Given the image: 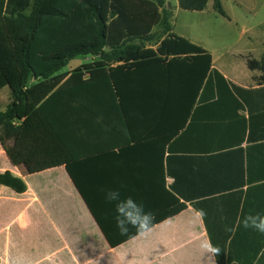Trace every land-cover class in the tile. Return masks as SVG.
<instances>
[{
	"label": "crops",
	"instance_id": "obj_1",
	"mask_svg": "<svg viewBox=\"0 0 264 264\" xmlns=\"http://www.w3.org/2000/svg\"><path fill=\"white\" fill-rule=\"evenodd\" d=\"M223 9L226 16H221L241 31L231 52L234 61H218L206 46L196 45L212 55L226 87L213 73L194 99L179 88H132L126 100L132 110L166 107L163 128L184 127L176 137H129L109 127L102 128L103 135H70L63 147L68 164L31 173L12 163L7 148L14 141L0 130V174L9 172L25 184L23 192L0 184V264H210L199 246L206 238L220 249L211 264H264V233L242 225L249 213L264 215V178L250 182L249 160L242 172L236 152L242 149L246 157L253 148L250 175L264 177V117L256 132L262 137L251 140L247 110L264 108V58L253 54L255 46L264 53V21L254 37L250 26ZM87 101L85 107H114ZM10 102L11 91L4 111ZM134 116L138 132L139 114ZM75 118L68 115L66 131L74 132ZM155 124H146L148 131ZM226 151L228 157H215ZM229 183L234 185L226 192L219 190ZM173 184L182 192L175 197L185 205L174 216ZM108 190H119L121 199L131 196L152 211V230L138 235L130 228L121 235L113 219L115 203L105 199Z\"/></svg>",
	"mask_w": 264,
	"mask_h": 264
},
{
	"label": "trees",
	"instance_id": "obj_2",
	"mask_svg": "<svg viewBox=\"0 0 264 264\" xmlns=\"http://www.w3.org/2000/svg\"><path fill=\"white\" fill-rule=\"evenodd\" d=\"M209 1L178 0V4L185 11H203ZM212 1L214 9L226 16L221 0ZM172 19L166 0H0V92L6 87L11 91L10 104L0 111V130L14 141L7 148L12 163L25 165L31 173L68 164L63 152L68 136L103 135L102 128L108 127L129 137H176L184 127L163 128L166 107H125L131 89L179 88L194 99L213 73L225 87L227 83L213 69L209 52L175 34ZM88 57L95 61L61 73L72 60ZM84 100L114 107H85ZM247 110L249 138L259 139L262 136L256 132L264 108ZM135 112L140 133L133 125ZM69 114L76 116L74 132L66 131ZM152 121L156 124L148 131L146 124ZM258 144L262 143L251 146ZM252 149L246 157L242 149L236 150L242 172L249 160L250 182L264 178L250 175ZM222 155L228 157L229 151L215 157ZM0 184L25 190L23 181L9 172L0 174ZM233 185L219 190L226 192ZM180 193L173 184L172 216L185 207L175 197Z\"/></svg>",
	"mask_w": 264,
	"mask_h": 264
},
{
	"label": "rangeland",
	"instance_id": "obj_3",
	"mask_svg": "<svg viewBox=\"0 0 264 264\" xmlns=\"http://www.w3.org/2000/svg\"><path fill=\"white\" fill-rule=\"evenodd\" d=\"M222 2L229 14L238 16L242 26L245 24L253 29L254 37L258 35V26L264 21V0H222ZM166 3L170 5L174 14L172 24L178 35L192 39L195 44L206 46L218 61L221 57L224 63L234 61L231 52L240 38V28L215 11L212 0L204 12L182 10L179 8L178 0H166ZM244 42L248 43L247 40ZM253 49L256 58H264V53L256 46ZM93 61H95L93 57L72 60L61 73ZM9 97L10 89L6 87L0 92V111H4Z\"/></svg>",
	"mask_w": 264,
	"mask_h": 264
},
{
	"label": "clouds",
	"instance_id": "obj_4",
	"mask_svg": "<svg viewBox=\"0 0 264 264\" xmlns=\"http://www.w3.org/2000/svg\"><path fill=\"white\" fill-rule=\"evenodd\" d=\"M105 199L109 203H115V215L113 217L115 226L121 235H127L130 228H135L138 235L149 233L155 221V214L152 211H146L143 203H138L131 196L121 199L119 190H108L105 193ZM203 215V213H201ZM245 229L252 228L260 233H264V215L260 213H249L242 220ZM200 248L211 257L219 254L220 249L214 247L210 239H202Z\"/></svg>",
	"mask_w": 264,
	"mask_h": 264
}]
</instances>
